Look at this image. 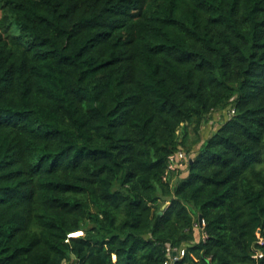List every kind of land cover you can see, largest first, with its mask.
<instances>
[{
	"label": "trees",
	"instance_id": "16d2710c",
	"mask_svg": "<svg viewBox=\"0 0 264 264\" xmlns=\"http://www.w3.org/2000/svg\"><path fill=\"white\" fill-rule=\"evenodd\" d=\"M258 230L264 0H0V264H264Z\"/></svg>",
	"mask_w": 264,
	"mask_h": 264
},
{
	"label": "built area",
	"instance_id": "2783aa9c",
	"mask_svg": "<svg viewBox=\"0 0 264 264\" xmlns=\"http://www.w3.org/2000/svg\"><path fill=\"white\" fill-rule=\"evenodd\" d=\"M233 112H234V110L232 112H229L228 115L231 116ZM188 159H189V156H187V154L181 150L177 154L170 156V160H171L170 168L171 169H175L176 167L181 168V167L185 166V163L187 162ZM204 224H205V222L203 220L202 225H204ZM73 235H75L74 232L69 234V236H73ZM257 235L259 238V242L264 243V238L261 236L260 230L257 231ZM174 252H176V254H174ZM186 252H187L186 246L185 247H174L171 244H168L167 245V258L165 259L163 264H175V262L178 259H180L186 255ZM255 256L258 258H261V257H263V252L261 250H256Z\"/></svg>",
	"mask_w": 264,
	"mask_h": 264
},
{
	"label": "rangeland",
	"instance_id": "374dc122",
	"mask_svg": "<svg viewBox=\"0 0 264 264\" xmlns=\"http://www.w3.org/2000/svg\"><path fill=\"white\" fill-rule=\"evenodd\" d=\"M216 119H217V121L215 120V118H214V115L212 116V120H214V125H216L217 123H220L221 122V117H222V115L220 114V113H218L216 116ZM224 117V116H223ZM205 137V136H204ZM186 171H187V169H182L180 172H178V174H180V175H184L185 173H186ZM82 232H79L78 234H81Z\"/></svg>",
	"mask_w": 264,
	"mask_h": 264
},
{
	"label": "water",
	"instance_id": "95a60500",
	"mask_svg": "<svg viewBox=\"0 0 264 264\" xmlns=\"http://www.w3.org/2000/svg\"><path fill=\"white\" fill-rule=\"evenodd\" d=\"M199 219H200V221H202V219H203L202 215L199 216ZM174 254H176V252H174Z\"/></svg>",
	"mask_w": 264,
	"mask_h": 264
},
{
	"label": "clouds",
	"instance_id": "9594fccd",
	"mask_svg": "<svg viewBox=\"0 0 264 264\" xmlns=\"http://www.w3.org/2000/svg\"><path fill=\"white\" fill-rule=\"evenodd\" d=\"M74 233H75V235H78L79 232H74Z\"/></svg>",
	"mask_w": 264,
	"mask_h": 264
}]
</instances>
